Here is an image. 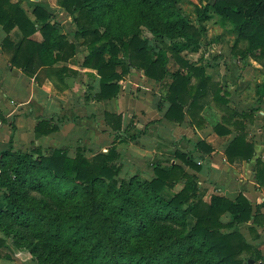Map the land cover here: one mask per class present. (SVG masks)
I'll return each instance as SVG.
<instances>
[{"label": "trees", "instance_id": "1", "mask_svg": "<svg viewBox=\"0 0 264 264\" xmlns=\"http://www.w3.org/2000/svg\"><path fill=\"white\" fill-rule=\"evenodd\" d=\"M182 1L58 0L76 26L65 32L44 4L34 5L32 18L21 3L0 0V28L6 33L1 48L11 68L30 78L46 69L61 76L67 69L54 67L84 48L83 67L100 77L98 101L117 98L120 82L137 70L166 87L161 102L169 105V122L183 124L188 116L193 121L197 109L212 104L234 117L222 85L207 73L216 66L191 56L203 51L205 23L219 18L236 36L233 61L252 59L264 67V0H199L195 19L183 13ZM14 30L21 35L17 43ZM37 33L40 42L33 39ZM257 89L263 104L264 83ZM224 122L238 128V123ZM106 123L113 130V145L92 156L83 149L71 155L67 147L16 150L13 138L0 151V232L16 250L29 252L35 264H264L240 228L255 220L248 199L240 194L234 201L213 196L207 202L199 179L186 170L199 171L204 156L213 152L211 145L195 144L203 156L198 159L177 151L175 163L159 161L149 173L135 159L127 164L119 149L137 140L123 131L122 115L106 113ZM237 130L226 156L230 162H248L254 144ZM57 131L54 119H41L35 128L42 135ZM214 131L220 137L232 133L220 123ZM127 166L142 170V176H123ZM3 249H9L8 241L0 237V258Z\"/></svg>", "mask_w": 264, "mask_h": 264}, {"label": "crops", "instance_id": "2", "mask_svg": "<svg viewBox=\"0 0 264 264\" xmlns=\"http://www.w3.org/2000/svg\"><path fill=\"white\" fill-rule=\"evenodd\" d=\"M11 36L16 43L21 39L18 30H14ZM35 36V41H42L40 34ZM5 37L6 33L0 28V112L6 119V122L0 123V151L13 138L12 146L16 150L67 147L71 155L83 149L88 156L107 152L113 145L114 137L113 130L106 123V113L122 115L123 131H127L128 136L137 137V140L122 144L119 149L124 157L128 154L149 173L153 171L150 165L159 161L171 159L175 163L177 151L198 159L202 153L195 148V144L206 142L214 149L204 156L201 169L186 170L199 179L207 202L213 196L234 201L240 194L248 199L255 220L240 228L264 256V98L263 104L258 103L257 88H239L232 84L234 81L237 83V78L233 80L222 75L221 94L228 95V106L237 114L234 117L227 115L224 109L212 104L203 110L197 109L193 121L188 116L183 124H176L165 118L169 105L161 101L166 95V87L150 80L141 71L132 70L120 82L121 90L117 98L98 101L95 96L99 92L100 77L96 75L97 71L83 67V48L68 63L54 67L56 71L67 69L65 73L61 72V76L46 69L30 78L21 70L11 68L9 57L3 54L1 48ZM233 62L242 64L238 60ZM211 69L214 68L210 67L207 73L216 76ZM219 72L216 71L218 75ZM213 80L219 82L215 77ZM257 108L260 110L254 112ZM238 114H251L252 118L242 119ZM41 119H54L58 131L50 135L36 133L35 128ZM225 119L238 123V128L224 122ZM219 123L227 127L231 135H216L214 126ZM237 129L247 133V140L254 144L255 155L248 162L240 158L230 162L226 156L228 143L240 133ZM134 143L137 155L131 153Z\"/></svg>", "mask_w": 264, "mask_h": 264}, {"label": "rangeland", "instance_id": "3", "mask_svg": "<svg viewBox=\"0 0 264 264\" xmlns=\"http://www.w3.org/2000/svg\"><path fill=\"white\" fill-rule=\"evenodd\" d=\"M13 2L21 3L23 8L30 14L32 18L33 7L35 4L40 3L41 5H45L46 8H49L51 11L55 12L56 20L61 24L63 31L68 32L76 29L75 23L72 21L71 16L67 15L66 12L59 7L58 0H13ZM195 4H199V0H184L180 3V7L183 10V13L189 16L191 19H195ZM59 16V17H58ZM219 18H215L214 20L205 23V27L207 29V39L203 51L199 55L191 56L193 61H199L202 58L203 63L211 65L213 64L216 68L211 69L216 76L215 79L218 80L221 84L222 75L226 77L236 80L232 82L234 86H239V88L255 90L259 85L264 83V67H262L259 63H255L253 60L248 59L247 62L238 64L233 62V57L231 55L232 47L236 40V36L231 32L230 26H222L219 22ZM40 34V33H37ZM36 34V35H37ZM21 37V36H20ZM36 37V36H34ZM144 37L148 40L153 41V36L148 32L144 33ZM40 38H42L40 34ZM154 43V42H153ZM157 45V44H155ZM84 49V48H83ZM3 52V50H2ZM4 54V53H3ZM200 63V64H203ZM241 63V62H240ZM171 70H176L175 65L171 62L170 64ZM220 70L222 74L219 75L216 71ZM213 77V79H214ZM221 80V82H220ZM230 81V80H229ZM229 81L227 83H229ZM130 144V143H129ZM122 145V144H121ZM131 149V153L137 155V148L135 143ZM130 147V146H129ZM129 150V149H128ZM127 150V151H128ZM126 163L132 162L130 156L125 154ZM138 165L137 162H135ZM140 165V163H139ZM140 169L141 165L138 166ZM139 169V170H140ZM130 173L132 175L141 174L142 170L132 171L127 166L126 171L123 173V176ZM145 172H147L145 170ZM152 174L143 176L144 178H150ZM182 186L176 187L174 191L178 192ZM208 198V197H207ZM206 201V200H205ZM227 219V218H226ZM0 237L6 239L8 241L9 249H3L1 251L2 257L0 258V264H35L36 261L26 250H16L13 246V243L10 239H7L3 233L0 232Z\"/></svg>", "mask_w": 264, "mask_h": 264}, {"label": "water", "instance_id": "4", "mask_svg": "<svg viewBox=\"0 0 264 264\" xmlns=\"http://www.w3.org/2000/svg\"><path fill=\"white\" fill-rule=\"evenodd\" d=\"M250 263H251V264H254V261L251 260Z\"/></svg>", "mask_w": 264, "mask_h": 264}]
</instances>
